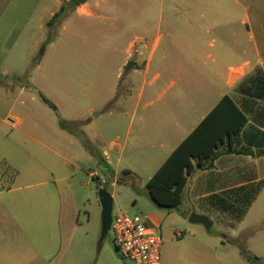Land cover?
<instances>
[{"label":"rangeland","instance_id":"obj_1","mask_svg":"<svg viewBox=\"0 0 264 264\" xmlns=\"http://www.w3.org/2000/svg\"><path fill=\"white\" fill-rule=\"evenodd\" d=\"M66 1L0 0V175L9 190L0 199L10 217L0 224V264H132L119 257L111 231L100 241L98 191L114 194L113 214L149 216L152 151L133 145L129 101L157 72L146 75L144 64L165 48L166 18L199 20L190 5L213 0H90L95 15L73 12L42 50L46 23ZM134 6L148 22L124 26ZM134 41L140 68L118 76ZM162 232L163 245L216 243L212 228L190 220Z\"/></svg>","mask_w":264,"mask_h":264},{"label":"crops","instance_id":"obj_2","mask_svg":"<svg viewBox=\"0 0 264 264\" xmlns=\"http://www.w3.org/2000/svg\"><path fill=\"white\" fill-rule=\"evenodd\" d=\"M89 1L76 12L94 16ZM170 7L179 9L177 4ZM189 9L199 20L166 18L165 48L155 64L154 52L144 64L146 75L153 69L157 72L129 101L133 145L152 151L146 159L152 169L148 181L225 97L246 119L236 149L252 154H223L212 168L193 172L181 205L168 209L155 204L147 225L162 235L165 224L186 227L193 214L212 223L215 245H163L161 264H264V0H213L191 4ZM139 22L148 18H139L136 6L122 20L124 26ZM135 43L124 51L118 76L127 67L133 73L140 68L138 60L144 54L141 49L133 52ZM8 191L0 175V196ZM9 218L0 199V224L8 225ZM241 241L258 261L243 258Z\"/></svg>","mask_w":264,"mask_h":264},{"label":"trees","instance_id":"obj_3","mask_svg":"<svg viewBox=\"0 0 264 264\" xmlns=\"http://www.w3.org/2000/svg\"><path fill=\"white\" fill-rule=\"evenodd\" d=\"M88 1L69 0L62 3L59 11L46 23L48 37L42 50L54 41L55 30L62 22ZM40 97L46 105L57 111L54 103L42 94ZM245 123V117L232 100L228 97L223 98L148 181L147 190L151 199L160 207L177 208L183 201L188 178L193 172L212 168L214 161L223 154H252L246 149H236ZM61 125L64 128L62 122ZM239 248L243 258L250 262L258 261L248 253L243 241Z\"/></svg>","mask_w":264,"mask_h":264},{"label":"built area","instance_id":"obj_4","mask_svg":"<svg viewBox=\"0 0 264 264\" xmlns=\"http://www.w3.org/2000/svg\"><path fill=\"white\" fill-rule=\"evenodd\" d=\"M95 177L96 174H92ZM105 184L104 179L97 180ZM147 216L131 217L121 210L113 214L111 232L119 257L132 264H161L163 237L147 225Z\"/></svg>","mask_w":264,"mask_h":264},{"label":"water","instance_id":"obj_5","mask_svg":"<svg viewBox=\"0 0 264 264\" xmlns=\"http://www.w3.org/2000/svg\"><path fill=\"white\" fill-rule=\"evenodd\" d=\"M98 197L102 207V214H101L102 231H101L100 241H103V239L111 231V225L113 221L114 198L105 189H100L98 191ZM189 220L191 223L202 224L207 229L211 228L212 226L210 220L205 216L193 214Z\"/></svg>","mask_w":264,"mask_h":264}]
</instances>
